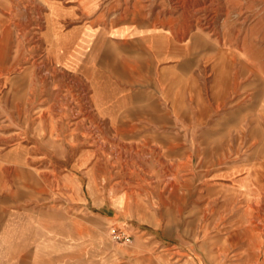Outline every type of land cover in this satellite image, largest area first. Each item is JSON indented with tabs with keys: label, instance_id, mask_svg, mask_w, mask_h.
Segmentation results:
<instances>
[{
	"label": "rangeland",
	"instance_id": "rangeland-1",
	"mask_svg": "<svg viewBox=\"0 0 264 264\" xmlns=\"http://www.w3.org/2000/svg\"><path fill=\"white\" fill-rule=\"evenodd\" d=\"M101 1L0 0V119L55 147L29 155V168L51 177L52 205H63L61 174L82 178V207L72 196L50 218L80 230L74 264H264V0H143L148 17H129L134 0ZM150 23L175 32L157 53L140 45ZM98 28L129 42L110 52L126 65L121 84L91 57ZM93 67L101 98L125 85L145 87L160 108L177 102L178 144L109 131L96 115ZM93 190L112 198L111 211Z\"/></svg>",
	"mask_w": 264,
	"mask_h": 264
},
{
	"label": "crops",
	"instance_id": "crops-1",
	"mask_svg": "<svg viewBox=\"0 0 264 264\" xmlns=\"http://www.w3.org/2000/svg\"><path fill=\"white\" fill-rule=\"evenodd\" d=\"M106 2L109 0H102L101 6ZM99 3L98 0L95 2L96 5ZM112 9V4H108L107 11L111 12ZM129 17H148L144 10L143 0H134V11ZM154 17H161L160 13H155ZM103 19L104 13L101 12L94 18L92 25L101 23ZM148 27L150 28L145 30L146 34L142 36L144 43L141 41L140 45L155 53L159 51V47L165 43L168 44L166 41H160V38L170 39L175 33L173 29L159 30L156 23H150ZM118 34L119 32L112 28L93 30L90 39V53L91 57L97 63L100 61L104 68L110 69L112 65V70L118 72V76L122 78L119 83L121 84L124 81L123 76L120 75L121 66L123 70H126L123 67L126 65H123L122 60L119 61V65L118 63L111 64L110 52L114 47L129 46V42L126 38H119ZM118 59V56L112 58V60ZM98 67L92 69L94 74L91 77L90 88L97 108L96 115L106 118L109 131L122 135L129 133L134 137L143 133L148 140L146 144H159V148L173 149L179 142L178 123L173 125L172 122L173 118L179 116L177 102L170 101L169 104L164 102L166 107L160 108L152 99L153 94L145 87H138L131 91L125 85L116 88L113 99L110 98L109 90L106 92L107 95L104 94L106 97L101 98L103 90L98 81ZM149 97L151 105L148 104ZM43 98L47 96L44 95ZM140 121L147 122L149 125L137 124ZM12 125L0 119V264H59L63 258H68V264H74L76 254H81L82 251L81 241L76 242L77 238H80V230L78 234L71 232L67 227L70 224L52 223L50 218L51 214H58L61 207L67 208L68 203L71 205L72 202L68 200L72 196L75 199L74 207L76 209L82 207V178L77 174H61L58 179L57 192L61 195L59 198L63 200V205L60 206L59 203L52 205L51 177L36 175L34 170L29 168V165L34 163L32 161L34 159H31L29 155L36 149L51 150L55 147L49 139H43V145H40L42 142L39 139L30 141L29 137L26 140L20 138L24 133L22 136L19 135V131L13 129ZM147 127L149 129H146ZM142 129L144 131L140 132ZM59 136L62 140L60 129ZM61 140L56 145L57 148L66 149L65 141ZM148 147L153 146L148 145ZM93 191L91 197L95 199V202L99 197L109 198V195L103 196L98 191ZM103 202L102 206L106 209L102 211H111L112 198L106 202L103 200ZM95 226L98 228L97 223ZM96 238L97 232L91 240L94 246L97 245Z\"/></svg>",
	"mask_w": 264,
	"mask_h": 264
},
{
	"label": "built area",
	"instance_id": "built-area-1",
	"mask_svg": "<svg viewBox=\"0 0 264 264\" xmlns=\"http://www.w3.org/2000/svg\"><path fill=\"white\" fill-rule=\"evenodd\" d=\"M111 235L114 240H122L128 242L131 239L130 235L125 230H120V231L112 230Z\"/></svg>",
	"mask_w": 264,
	"mask_h": 264
}]
</instances>
